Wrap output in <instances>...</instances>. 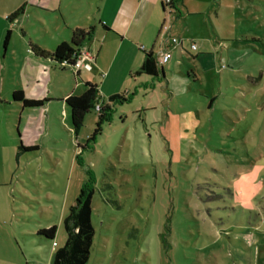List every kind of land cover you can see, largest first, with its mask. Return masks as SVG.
Returning <instances> with one entry per match:
<instances>
[{"label": "rangeland", "instance_id": "obj_1", "mask_svg": "<svg viewBox=\"0 0 264 264\" xmlns=\"http://www.w3.org/2000/svg\"><path fill=\"white\" fill-rule=\"evenodd\" d=\"M200 8L202 14L182 11L177 20L173 13L162 16L186 51L179 60L170 48L174 57L162 65L163 79L126 76L100 90L106 70L91 61L81 68L110 106L94 135L97 110L74 134L69 109L65 115L59 101L50 102L48 118H38L39 109L12 98L24 84L39 91L45 83L55 96H78L84 85L70 67L45 63L47 75L42 68L26 73L28 40L51 50V26L28 25L27 12L6 29L0 264H40L37 254L45 262L53 241L63 246L61 217L87 183L95 232L86 264H264V0H213ZM89 42L98 47L101 37ZM192 43L206 44L207 52L191 50ZM163 48L158 36L154 56ZM104 50L106 65L115 48ZM116 89L129 99L108 101ZM50 226L53 239L35 235ZM34 236L49 243L41 253Z\"/></svg>", "mask_w": 264, "mask_h": 264}, {"label": "crops", "instance_id": "obj_2", "mask_svg": "<svg viewBox=\"0 0 264 264\" xmlns=\"http://www.w3.org/2000/svg\"><path fill=\"white\" fill-rule=\"evenodd\" d=\"M212 1L213 0H173L174 5L172 13L174 14V16L176 15V20L182 16V11H184V13L188 16L202 14L203 10L200 7H203L204 4L207 5V3L210 4ZM18 7H23V12L18 15L21 18L26 15L27 12H29V15H26V18H28V25L34 22H41L42 26L44 24H47V26H51L53 29H55L56 34L51 35V39L53 42V44H51V50H46V42L40 43L41 41L36 39L37 45L44 49L46 52H52L54 47L60 42H70L71 31H73L75 28L84 30L93 28V31L89 38L91 39L94 37H101L100 45L96 47L97 45L94 44V42H89L88 46L85 45V41L89 39L87 38L79 48L83 49L84 46L87 47L86 50L89 52L90 56L94 58V60H92L91 62L96 66L103 67L106 70V72L102 75L103 78L99 81L101 88L100 90L103 89L107 82L113 83L116 79H120L121 81L124 80L126 76L132 77L135 75V72L140 68V65L144 59L143 50H153L152 48H154L158 39L160 26L164 22L162 20V16L167 14L163 11L161 0H0V53L2 50L3 52L5 50L7 51V46L10 42L9 38L8 43L3 46L5 34L7 31L6 29H8L9 26L13 24V22H16L18 19L17 16L13 21H9L7 19V16ZM172 13L170 15H172ZM170 34H172V25H170ZM252 39L253 38H250V40ZM244 40L246 41L247 38H245ZM224 41H226L227 43V41L229 40ZM31 44L32 41L28 40L27 47H29V49L26 48V51H30ZM110 44H113L115 53L112 59L107 62L106 65H104L103 62L100 61L101 54L103 51L105 52V47ZM168 46L170 48L172 47V45L170 44ZM183 46V42L181 47L174 46L176 48L174 50L177 53V57L179 60H182L183 55L186 53ZM205 46L206 44H203L201 48H199V46H196L199 49L198 50L196 48L198 51L197 53H202V51H204L203 47ZM173 52L171 59L174 57ZM30 54L32 55V57ZM154 57L157 60L158 54ZM39 61L42 62L40 63ZM88 61L89 59L84 60L81 68H87L89 65L87 63ZM45 63L50 64L53 69L60 68L59 65H56L53 61L50 60V58L46 56L37 55L32 50L30 51V53L26 52V73L31 71V74H39L42 68L43 73L47 75L48 72ZM81 68L79 69L77 74L78 78L82 79V81L88 80L90 82V80L92 79L87 76L88 72H82ZM63 69L64 68H60V70ZM141 75L146 74L135 76ZM146 76L154 78L158 77L160 79H163L164 73L162 65L161 71L158 72L157 76ZM195 77H197V74H195ZM92 82L94 81H91V83ZM26 87V84H24L23 95L26 98H29L30 100H43L40 106L31 108L26 107L31 110L39 109L38 112L34 111V113H37L35 115H38V118H48L50 112V102L53 101H59L63 108L62 112L67 115L64 109L67 107V105L65 104V99L67 96L73 93L65 92L64 95L59 96V94L61 93L57 90L58 96H55L53 95L52 91L47 88L48 86L45 83L40 87L39 91H36L34 88H32L31 85L28 86L27 89ZM123 88L127 89L129 87ZM120 90L123 89L121 88ZM114 93L121 94L118 93V90L116 89L109 92L108 96ZM67 109L69 108L67 107ZM185 126L187 125L185 124ZM70 128L72 129L71 125ZM18 138V141H20V135ZM34 142L35 140H28L27 143L30 145ZM65 216L66 215H62L61 220ZM34 237L38 238L37 241L39 245H37L36 248L41 253L46 248L44 245L48 243V241L41 240L39 238L40 236ZM56 248L58 247L55 246V248L51 247L50 249H48V255L45 262H42V257L40 254H37L38 259L35 262H39L40 264H52L53 254Z\"/></svg>", "mask_w": 264, "mask_h": 264}, {"label": "trees", "instance_id": "obj_3", "mask_svg": "<svg viewBox=\"0 0 264 264\" xmlns=\"http://www.w3.org/2000/svg\"><path fill=\"white\" fill-rule=\"evenodd\" d=\"M23 12V7H18L11 14L7 16L9 21H13L18 15ZM93 28L74 29L71 31L70 42H60L54 47L52 52H46L45 50L31 45V50L40 56H46L50 58L60 68H65L61 64L70 65L74 59L78 48L82 43L91 36ZM10 38V31L7 30L4 38L3 46L8 43ZM144 59L140 65V68L135 72V75L146 74L150 76H157L161 71V66L157 63L152 51H144ZM78 74V73H77ZM75 74V76H77ZM84 88L83 92L75 96L70 94L65 99V104L69 108L70 112V125L73 129V133L76 134L83 125V119L86 114L94 110L96 103L101 104V108L98 110L99 120L94 129L93 135L100 131V122L108 118L110 113V106L104 103V99L98 92L96 84L89 82L88 80L82 81ZM12 98L16 101L22 100L23 106L37 107L42 104L43 100H30L23 95L22 90H14L12 92ZM129 99L124 94H112L108 97V101L122 103ZM92 135V136H93ZM19 149H26L21 144ZM28 148V147H27ZM93 196V186L90 183L84 185L80 190L78 198L75 203L68 208V212L62 219V224L66 233L65 244L55 249L53 254L52 264H86L89 260L90 247L93 242L94 228L91 223V204ZM56 228L50 226L49 228L38 229L36 234L46 239H53L55 236ZM27 264V263H24Z\"/></svg>", "mask_w": 264, "mask_h": 264}, {"label": "built area", "instance_id": "obj_4", "mask_svg": "<svg viewBox=\"0 0 264 264\" xmlns=\"http://www.w3.org/2000/svg\"><path fill=\"white\" fill-rule=\"evenodd\" d=\"M162 3V8L167 15H170L173 12V5L174 2L173 0H161ZM158 36H161V40L163 43H165V48L163 50L158 52V57H157V63L161 66L164 63H167L171 57H172V52L170 50V47L168 46L169 44L175 47H181L182 46V39L181 38H176V36H173L170 34V25L166 24L163 22L160 26V31ZM197 47L195 44H191V50H195ZM74 59L72 60L70 65L66 64H61V66L65 67H70L74 69L75 74L78 73L79 69L82 67V63L84 60L89 59V61L94 60L92 56H90L89 52L85 49H80L78 48L77 53H74ZM74 74V75H75ZM101 108L100 103H96L94 106V110H99ZM56 243L53 241V245L55 247Z\"/></svg>", "mask_w": 264, "mask_h": 264}]
</instances>
